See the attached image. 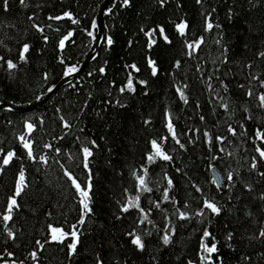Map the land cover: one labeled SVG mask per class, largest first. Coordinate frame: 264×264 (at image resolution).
I'll return each mask as SVG.
<instances>
[{
	"label": "trees",
	"instance_id": "16d2710c",
	"mask_svg": "<svg viewBox=\"0 0 264 264\" xmlns=\"http://www.w3.org/2000/svg\"><path fill=\"white\" fill-rule=\"evenodd\" d=\"M105 1L8 0L4 9L0 0V104H9L0 108V253L5 249L14 253L0 259L18 264H95L99 255L103 264H188L189 260L202 264L200 238L207 228L211 237H205V243L214 238L217 244L211 264H264V239L258 235L264 227L260 199L264 179L258 172L264 167L251 168L252 158H259L256 148H264V140L255 137L258 128L264 131V108L258 100L264 92L260 84L264 56L257 55L264 53V0H164L163 4L130 0L123 7L121 0H113L105 8L110 11L102 13V36L84 69L35 108L14 110L42 101L49 87L65 76V65L78 69L94 44L97 29L92 21ZM64 11L72 17L52 19ZM206 18L213 25L210 29ZM181 20L186 21L183 34L176 28ZM69 30L72 36L60 48L59 41ZM25 43L30 47L25 60H20ZM149 58L155 61L156 75ZM8 59L15 68H8ZM129 74L135 91L120 92ZM177 88L185 92L186 101ZM166 109L184 148L166 128ZM25 120L35 125L32 132L25 129ZM229 125L235 133L228 131ZM21 135L32 142L34 159L28 157ZM219 136L224 139L217 140ZM160 137H166L162 143L172 159L149 161L150 140ZM83 145L92 147L88 169ZM8 150L15 156L3 165ZM41 155L46 162L39 159ZM258 163L264 165L259 159ZM21 167L26 186L16 197L19 206L5 222L7 199ZM213 168L221 175L219 186L213 183ZM64 169L82 186L91 175L92 212L85 213L83 223H77L80 197ZM133 172L145 176L150 190L137 187ZM165 172L173 180L171 187ZM245 182L253 190L243 188ZM165 188L168 200L163 199ZM204 199L217 203L221 212L203 208ZM124 203L132 207L124 211ZM177 210L189 216L180 218ZM49 225L67 232L76 226L79 243L73 255H68L67 247L71 237L52 241ZM5 228L14 235L9 237ZM133 229L146 243L143 250L126 235ZM165 232L172 236L168 245L160 239ZM33 251L35 257L30 255Z\"/></svg>",
	"mask_w": 264,
	"mask_h": 264
},
{
	"label": "snow or ice",
	"instance_id": "6c2138e0",
	"mask_svg": "<svg viewBox=\"0 0 264 264\" xmlns=\"http://www.w3.org/2000/svg\"><path fill=\"white\" fill-rule=\"evenodd\" d=\"M20 2H21V4H23L24 0H20ZM199 2H200V0H197V3H199ZM129 3H130V0H121V5L120 6L123 7V6L128 5ZM160 3L163 4L164 0H160ZM8 6H9L8 5V0H3L4 9H7ZM105 11L106 12L110 11V9H105ZM232 11L233 10L231 8H229V10H228L229 18H231ZM62 17L71 18L72 17V13L69 12V11H64L61 14V16H55V17H52V19L59 20ZM29 19H31V17H29ZM72 22L73 23H78V21L75 20V19H73ZM205 22H206V29H210V28L213 27L212 23L210 21H208L207 18H206ZM33 26L38 31H42V27L40 25L34 24ZM91 26H92V28L96 27V20L95 19H93ZM158 27H159L160 34L164 36L165 41H168V37L166 35H164V28L162 26H158ZM217 27H219V25H217ZM176 28L181 34H183L184 31H185V28H186V21L181 20L178 24H176ZM85 31H87V29H85ZM149 31H151V30H149ZM87 34L90 37L93 36V32L92 31H87ZM70 36H72V30H69L66 35L61 37V39L59 41V47L60 48H64L65 47V41ZM43 39L47 40L48 37L44 36ZM201 40H202V38L197 39L194 42L195 45H199L201 43ZM112 42H113L112 41V37L108 36L107 37V43L110 45V44H112ZM29 47L30 46L27 43L22 45V47L20 48V51H19V59L20 60H25V58H26L25 57V53L28 52ZM257 55L264 56V53H257ZM225 59H227V58L225 57ZM60 60H61V63H64V60H63L62 57L60 58ZM6 63H7V66H8L9 69H12V68L16 67V64L13 62L12 59H8ZM176 63L178 65L179 61H177ZM148 64L151 67L152 74L156 75L158 69L156 67L155 61H153L151 58H149L148 59ZM131 67L133 69L139 71V69L136 67L135 64L131 65ZM76 71H77V66L75 64L65 65L64 75L67 76V75H69L71 73H74ZM99 72H101V73L105 72V68L103 66H101L99 68ZM46 75L47 74H45V76ZM89 75H91V73H89ZM139 83L141 85H145V84H147V81L146 80H140ZM220 83L224 86L225 89H227V85L224 84L223 81H221ZM260 84L264 85V80H261ZM54 87H55L54 85L49 87L48 91L51 92L52 88H54ZM125 89H127L128 91H135L134 83H133V77H132L131 74H129L126 84L123 87H121L119 90H120V92H124ZM177 92H178L180 98L186 101L187 98L185 96V92L183 90L179 89V88H177ZM247 95H249V96L252 95V90L251 89H249V91L247 92ZM35 99L36 100H40L41 97L40 96H36ZM258 100L260 102V107L264 108V92H261L258 95ZM221 107H227V105L221 104ZM165 117L167 119L166 128H167L168 132L171 134L172 138L176 141V143L179 144L180 148H184L185 145L183 143H181L180 140L177 138L176 132L174 130V125H173V123L171 121L170 114H169L167 109L165 110ZM200 118H201V120L204 119L203 116H201ZM61 119L63 120V117H61ZM144 123L147 124L148 121L145 120ZM64 124L67 127V121H64ZM24 126H25V129L28 132H32V130L35 127V125L33 123H30L27 120H25ZM228 131L232 132V133H235V129L231 125L228 126ZM204 135L207 138L208 137V132L205 131ZM255 137L257 139L264 140V131H262L261 129L258 128L255 131ZM165 139H166V137H160L159 139L150 140L151 151H149L146 154L147 155V159L149 161L155 160L157 157H159V158H161V159H163L165 161H169V160L172 159V157L170 155H168V153L165 151V148L163 146L162 142ZM216 139L217 140H223L224 137L219 136V137H216ZM20 140L23 143V147L25 149H27L28 157L31 158V159H34L35 157L33 156V151H32V148H31V143L32 142L30 140L26 139L23 135L20 136ZM189 142H191V141H189ZM89 143L92 146L96 145V141L95 140H91ZM44 147L48 148V147H51V146L48 145V144H45ZM0 151H2V149H0ZM56 151L59 152L60 149H56ZM81 152L83 154L84 168L88 169V158L90 156H92V154H93L92 153V147H90L89 145H83L81 147ZM256 152L259 153V158L253 157L252 161H251V168L254 171L258 170L260 167H264V165H261V164L258 163V159L261 160V161H264V148H261V147L258 146L256 148ZM14 156H15V152L13 150H8L4 154V156L2 158V164L3 165H8L9 162L11 161V159ZM213 158L215 159V157H213ZM39 159L41 161L46 162V157L43 156V155H41L39 157ZM177 171H179V169H177ZM64 172H65V175L68 177V179L71 181L72 185L75 187L76 192H77L78 196L80 197V201H79L80 205H81L80 218L77 221V223L78 224L79 223H83L84 222V218H85V213H91L92 212V208L89 206V202H90V199H91L90 189L92 187V185H91V175L88 176V181L86 182V186H82V183L77 180V178L72 174L71 171H69L68 169H64ZM132 175L135 176V178L137 180V187L139 189L150 190V189L147 188L146 180H145V176L144 175H139L136 172H133ZM258 175L260 176L261 179H264V171L258 172ZM164 177H165V179H167L168 186L171 187L172 183H173V180L168 176L167 172L164 173ZM227 179H228L229 182L233 181L234 177H233L232 172H229L227 174ZM213 183L217 184V186H219V183H218L216 178H213ZM25 186H26L25 185V172H24L23 167H21V169H20V171H19V173L17 175V178H16L15 190H14L13 194L10 195L8 197V199H7V209L4 212V214H3V220L5 222H7V221H9L11 219L12 209L14 207H18L19 206L18 203H17L16 197L20 195L22 189ZM226 186L230 187V185H226ZM243 188L248 189L249 191H251V190H253V185L251 183L245 182V183H243ZM196 190L200 191L199 186H196ZM125 191H127V189ZM138 199L139 198L137 197V200ZM163 199L164 200L170 199V194L168 192V188L164 189ZM172 199H175V198H172ZM260 199H261L262 202H264V191L260 192ZM185 203H187V202H185ZM138 206L139 205L137 204V207ZM121 207H122V210L127 211L128 208L132 207V205L130 203H124V204L121 205ZM156 207H159V204H157ZM203 208H206V209L210 210L214 214H219L221 212V208L217 205V203H215L213 200H209V199H204L203 200ZM203 208L198 209L197 211L198 212H202ZM140 211H141V213L144 212V210L142 208L140 209ZM177 211H178V214H179L180 218H186V217L189 216V213L187 211H179V210H177ZM165 227H168V225H165ZM49 229L51 230L50 239L52 241H62L66 236H70L71 237V243H69L67 247H68V255L69 256L73 255V253L77 250V245L79 243V233H78V230H77L76 226L73 225L72 226V230L70 232L64 231L62 228H59V227H52L51 225H49ZM5 231L8 233L9 237H12L14 235L13 232L11 230H9L8 228H5ZM171 232L174 233L175 232V228H172ZM148 234L150 235V233H148ZM126 235L129 237V239L131 241V244L134 245L135 248L143 250L146 247L145 241L142 239L141 235L136 233L135 229H133V231L130 232V233H126ZM258 235H259V237L261 239H264V227H262L260 229ZM231 236H232V234L229 233V238H231ZM205 237H211V233L209 232V230L207 228L204 229L203 235L200 238V249H202V252L200 253L201 262H202V264H211V262L213 261V255L212 254L217 252V244L215 243V239L214 238H212V242L210 244L209 243H205ZM160 239L162 240L164 245H168L170 243V240L172 239V236L170 235L169 232H165L160 237ZM37 244L40 245V241H37ZM40 246L42 247L43 245H40ZM5 254L8 257H12L14 255L13 252L8 251L7 249H5V253H0V256H3ZM36 254H37L36 251H33V252L30 253V255L32 257H35ZM244 259L247 260L248 258L245 257ZM0 264H17V262L15 260L0 259ZM20 264H23V261H21ZM95 264H103V260L99 257V255H97V257H96ZM188 264H194V261L193 260H189Z\"/></svg>",
	"mask_w": 264,
	"mask_h": 264
},
{
	"label": "water",
	"instance_id": "95a60500",
	"mask_svg": "<svg viewBox=\"0 0 264 264\" xmlns=\"http://www.w3.org/2000/svg\"><path fill=\"white\" fill-rule=\"evenodd\" d=\"M112 0H106L104 2V4L100 7L98 13H97V17H96V22H97V27H98V34H97V40L94 44V46L91 48V50L88 52V54L86 55V57L84 58L82 64L80 65L79 69L77 70V72L75 74H73L72 76H67L62 78L61 80H59L54 86V88H52L51 92H48L45 96V98L42 101H38L34 104H32L31 106H27V107H14L13 109L16 111H27L30 110L32 108H35L36 106H38L41 102H43L46 98H48L51 94H53L58 88H60L64 83H66L68 80L75 78L83 69L84 67L87 65L89 59L92 57L93 55V49H95L97 47V41L98 38L100 36V32H101V16L102 13L104 11V9L108 6V4L111 2ZM1 107H9V104L7 103H2L0 104V108ZM212 176L213 178H216L218 183L220 184L222 181V178L219 174V172L217 171V169H212Z\"/></svg>",
	"mask_w": 264,
	"mask_h": 264
},
{
	"label": "rangeland",
	"instance_id": "374dc122",
	"mask_svg": "<svg viewBox=\"0 0 264 264\" xmlns=\"http://www.w3.org/2000/svg\"><path fill=\"white\" fill-rule=\"evenodd\" d=\"M53 227V226H52ZM18 264V263H17Z\"/></svg>",
	"mask_w": 264,
	"mask_h": 264
}]
</instances>
